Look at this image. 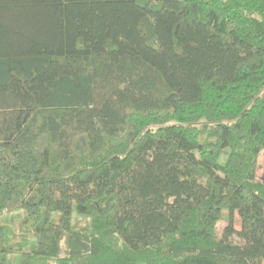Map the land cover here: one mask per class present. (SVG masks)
<instances>
[{
	"label": "trees",
	"instance_id": "obj_1",
	"mask_svg": "<svg viewBox=\"0 0 264 264\" xmlns=\"http://www.w3.org/2000/svg\"><path fill=\"white\" fill-rule=\"evenodd\" d=\"M0 264H264V0H0Z\"/></svg>",
	"mask_w": 264,
	"mask_h": 264
},
{
	"label": "rangeland",
	"instance_id": "obj_2",
	"mask_svg": "<svg viewBox=\"0 0 264 264\" xmlns=\"http://www.w3.org/2000/svg\"><path fill=\"white\" fill-rule=\"evenodd\" d=\"M259 163H261V157L259 158ZM260 173H261V169L259 168L258 169V176H260ZM77 220L79 221V218H77ZM222 227H223V222H221L220 224H219V229H222ZM18 258L16 257V259H13V260H17Z\"/></svg>",
	"mask_w": 264,
	"mask_h": 264
}]
</instances>
